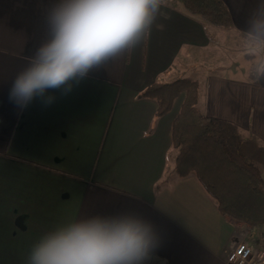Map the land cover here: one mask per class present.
<instances>
[{
    "label": "crops",
    "instance_id": "crops-1",
    "mask_svg": "<svg viewBox=\"0 0 264 264\" xmlns=\"http://www.w3.org/2000/svg\"><path fill=\"white\" fill-rule=\"evenodd\" d=\"M59 2L0 0V264H27L40 237L95 217L150 223L160 244L145 264H229L239 244L263 250L264 225L220 214L195 175H177L172 130L182 100L157 118V103L137 96L156 81L196 80L203 115L264 146V61L243 73L235 47L230 63L222 60L223 45L243 36L264 53L250 36L264 20V0H223L229 30L162 2L131 52L91 70L67 94L49 90L50 105L36 97L22 108L10 98L13 81L51 38Z\"/></svg>",
    "mask_w": 264,
    "mask_h": 264
},
{
    "label": "clouds",
    "instance_id": "clouds-1",
    "mask_svg": "<svg viewBox=\"0 0 264 264\" xmlns=\"http://www.w3.org/2000/svg\"><path fill=\"white\" fill-rule=\"evenodd\" d=\"M162 0H60L49 16L51 38L14 79L10 98L27 107L36 97L55 101L88 73L131 52L151 32ZM250 36L264 44V20ZM153 226L141 218L95 217L45 234L32 246L27 264H145L159 247Z\"/></svg>",
    "mask_w": 264,
    "mask_h": 264
},
{
    "label": "trees",
    "instance_id": "trees-1",
    "mask_svg": "<svg viewBox=\"0 0 264 264\" xmlns=\"http://www.w3.org/2000/svg\"><path fill=\"white\" fill-rule=\"evenodd\" d=\"M172 1L208 25L225 30L233 27L223 0ZM172 1L162 0L168 4ZM199 90L198 81L180 78L173 82L156 81L137 97L157 103V118L169 114L176 101L182 100L172 130L177 175H195L220 214L251 227L262 226L264 146L255 136L243 137L236 125L203 115L197 107Z\"/></svg>",
    "mask_w": 264,
    "mask_h": 264
},
{
    "label": "rangeland",
    "instance_id": "rangeland-1",
    "mask_svg": "<svg viewBox=\"0 0 264 264\" xmlns=\"http://www.w3.org/2000/svg\"><path fill=\"white\" fill-rule=\"evenodd\" d=\"M220 30H223V29L221 28ZM228 42L229 41H226V44ZM236 42L237 44L235 46L231 43H229L228 45H223L226 51V54L222 56V60H224V62L226 63H230L231 58H233V55L231 52L232 50L230 48L235 47L236 50L241 49L240 56H239L240 63L238 64L240 71L245 73L247 72V68L252 67L254 69L255 66H256L255 69H257V67H259L260 64L264 61V53L261 51V49H259V46H257L256 44H254L253 41H251L248 38H245L244 36L241 37L240 40H237ZM229 69H232V68L229 67ZM229 69H226V70H229ZM258 250H259V247H258Z\"/></svg>",
    "mask_w": 264,
    "mask_h": 264
},
{
    "label": "built area",
    "instance_id": "built-area-1",
    "mask_svg": "<svg viewBox=\"0 0 264 264\" xmlns=\"http://www.w3.org/2000/svg\"><path fill=\"white\" fill-rule=\"evenodd\" d=\"M229 264H264V249L253 250L246 244H239L228 256Z\"/></svg>",
    "mask_w": 264,
    "mask_h": 264
}]
</instances>
